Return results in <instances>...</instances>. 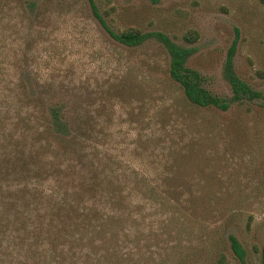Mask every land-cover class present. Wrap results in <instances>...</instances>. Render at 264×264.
<instances>
[{
    "label": "rangeland",
    "instance_id": "374dc122",
    "mask_svg": "<svg viewBox=\"0 0 264 264\" xmlns=\"http://www.w3.org/2000/svg\"><path fill=\"white\" fill-rule=\"evenodd\" d=\"M29 1L0 0V86L13 84L26 67L30 91L43 80L86 96L94 123L106 129L109 155L172 202L167 219L151 222L157 236L149 247L124 255L122 264H262L264 5L94 0L111 30L162 33L189 50L186 65L220 98H232L224 66L233 49L232 69L257 97L232 102L224 112L192 113L164 82L168 55L154 38L125 48L104 31L86 0H37L35 16ZM190 32L197 34L192 44L184 40Z\"/></svg>",
    "mask_w": 264,
    "mask_h": 264
},
{
    "label": "trees",
    "instance_id": "16d2710c",
    "mask_svg": "<svg viewBox=\"0 0 264 264\" xmlns=\"http://www.w3.org/2000/svg\"><path fill=\"white\" fill-rule=\"evenodd\" d=\"M86 1L120 46L137 48L152 38L161 44L168 55L164 82L183 109L224 112L232 102L257 97L235 75L233 49L224 66L232 98H220L186 65L189 50L162 33L135 28L115 32L95 1ZM28 7L35 16L39 3L30 0ZM184 40L192 44L197 34L190 32ZM26 77L24 67L13 84L0 86V264L125 263L124 255L147 249L157 236L153 219L169 217L168 193L149 187L145 175L124 169L121 160L109 155L106 129L94 123L86 96L43 80L30 91ZM147 220L149 226H144ZM229 239L242 259L240 244ZM261 255L264 264V247Z\"/></svg>",
    "mask_w": 264,
    "mask_h": 264
}]
</instances>
